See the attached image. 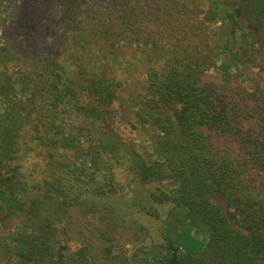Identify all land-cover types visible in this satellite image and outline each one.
I'll use <instances>...</instances> for the list:
<instances>
[{"label":"trees","instance_id":"1","mask_svg":"<svg viewBox=\"0 0 264 264\" xmlns=\"http://www.w3.org/2000/svg\"><path fill=\"white\" fill-rule=\"evenodd\" d=\"M12 2L0 0V23L4 15L27 39L45 23L78 45H144L164 64L150 74L144 112L157 135L144 158L124 142L122 83L105 69L85 54L65 67L35 53L33 37L21 53L0 43V224L15 221V264H264V103L211 73L204 27H228L231 56L264 75V0ZM21 144L43 163L32 178L22 176ZM118 169L137 195L126 204ZM168 182L175 189L155 187ZM168 207L176 234L163 222L156 243L148 224Z\"/></svg>","mask_w":264,"mask_h":264},{"label":"rangeland","instance_id":"2","mask_svg":"<svg viewBox=\"0 0 264 264\" xmlns=\"http://www.w3.org/2000/svg\"><path fill=\"white\" fill-rule=\"evenodd\" d=\"M12 3L19 4L20 0H12ZM206 3L211 0H199ZM14 9V8H13ZM12 11V10H11ZM16 12V10L14 11ZM0 23V43L7 45L11 51L21 53L22 49H26L28 43L33 37L34 45H30L33 51L45 52L54 55L58 58L60 63L67 67L69 64L79 63V58L84 54L88 58V63L99 65L100 68L116 78L122 83V87L118 91V100L116 106L120 108L119 121L122 124V131L124 142H130L137 150V152L147 158L154 155L153 142L156 137V132L153 131L151 120L145 114L146 103L153 98V92L149 87L152 83L150 74L161 72L164 69L162 62H149L148 48L144 45L132 46L127 44L114 43L110 44L107 41L99 40L98 44H84L79 42L75 44L68 37V32L64 29L49 30L45 23H41L38 27L32 28L31 38L27 39L24 28L15 29L13 22H10L4 15ZM205 31L209 36V41L213 48L216 66L211 73L218 75V77H225L230 83L239 85L246 89L249 93L254 92L257 97L264 103V75L259 77L254 76L247 71L238 62L234 60L229 52V46L226 41V33L228 27L224 29L220 22L205 23ZM244 40L243 46H246ZM83 45L84 49L81 48ZM72 56L74 58H72ZM151 82V83H150ZM157 84H161V78L158 79ZM2 108L0 107V112ZM121 126V125H120ZM27 141V139H26ZM35 155V153H32ZM19 163L22 166V176L27 179V176L32 178V174L40 171V166L43 163L33 157H27V146L21 144V151L18 155ZM118 186L117 200L123 204L137 195L133 193L134 189L130 176L123 170H116ZM161 191L169 192L175 187L171 183L157 184ZM173 196V195H172ZM115 199L111 198L114 202ZM170 207L163 212L162 221H151L148 225L152 226V232L157 239L156 243L162 242L161 231L166 226L170 229L172 236L176 234V220L174 213L168 214ZM172 215V217H171ZM176 217V216H175ZM183 220V218H182ZM181 220V221H182ZM164 222V226H163ZM15 221H7L0 224V246L8 245L7 251L0 254V264H15L14 252L15 244L8 239V233L15 231ZM162 228V229H161ZM163 232V231H162ZM149 240L137 244V249L148 247ZM128 254L132 255L136 249L127 246ZM74 247L70 249L73 253ZM7 253V254H5ZM4 255V256H3ZM141 255V254H139ZM5 257V258H4ZM140 257V256H139ZM134 263V262H133Z\"/></svg>","mask_w":264,"mask_h":264}]
</instances>
